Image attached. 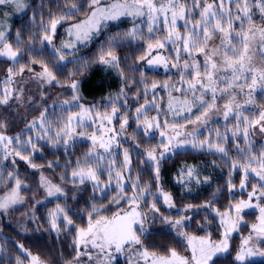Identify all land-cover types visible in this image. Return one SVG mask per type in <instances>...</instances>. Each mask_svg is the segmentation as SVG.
Here are the masks:
<instances>
[{"label":"snow or ice","instance_id":"6c2138e0","mask_svg":"<svg viewBox=\"0 0 264 264\" xmlns=\"http://www.w3.org/2000/svg\"><path fill=\"white\" fill-rule=\"evenodd\" d=\"M0 5H8L18 10H23L26 5V0H0ZM68 11L62 15L50 16V29H45L44 41L52 43V35L57 28V25L62 21L70 20L77 14L87 15V19L77 24L72 25L68 30L69 35L73 29L76 33V39H87L93 31H99V25L102 20H115L121 16H129L133 18V22L137 18L142 21L146 20L147 31L149 33L147 53L141 56V60H146L149 65L161 63L164 58L157 55L152 59H148L152 52L157 48H166L168 44L173 46L175 52L172 67L180 70L181 83H187V89L176 88L175 91L181 92L183 99L172 98L171 93L168 103V111L174 116H183L182 123L173 121L171 124L167 120L161 125L158 117H153L148 120L144 117L141 120V114L146 111L147 99L145 105L136 109L137 120L143 123L144 135L148 136L150 130L163 127L165 131L160 132L161 137H165L167 130L171 129V135L167 136L168 144L163 145L165 149L171 145L172 140L177 141V146L188 141H180L179 137L192 136V146L194 148H203L207 146L209 149L215 148L216 151L224 156L228 155L227 149L223 146L224 142L229 140L228 133H231V139H243L246 147L241 148L239 143H236L237 154L241 157L239 161L233 160L231 167L236 169L239 165L243 171V179L240 182V188L246 189L251 187L248 193V199L240 200L229 210L220 215L221 226L224 227L223 239L218 243L212 242L204 237L188 236L186 233H180L187 239L188 246L191 248V257L181 256L175 249H169L163 255L149 253L144 247L141 235L145 231L144 221L145 216L138 211V198H141L144 193L141 191V186L138 183L133 184V196L126 203L136 205L127 211H117L114 215L108 216L101 212V209L93 206L88 213V223L86 227L76 229V237L73 241L74 251L76 253L73 260L75 264H85L82 257H87L90 262L93 260L92 250H97V264L99 257L103 254L106 258L111 259L109 250L115 249L116 252L130 251L135 246H140L136 249V255L144 259L150 260V264H215L214 257L218 254L228 251L229 236L232 231L237 229V225L243 219L240 213L246 208H258L259 217L258 224L252 226V231L257 234L258 239H264V149L255 152L252 149V144L249 140L253 134V130L257 127L260 133H264V110L249 111L248 106L254 103L253 94L260 91L264 94V0H118L112 4H102L101 0H84L83 3L72 2L66 4ZM259 12V21L254 20L253 16ZM182 22V24H181ZM162 25L161 31L164 33L163 39L156 38L155 32ZM183 28V32H181ZM51 33V34H49ZM127 35L135 37L136 29L134 28ZM20 33L17 32V47L14 50L12 44L7 40L6 33L0 30V57H7L14 64H19L18 57L20 52ZM214 38H218L219 45H213ZM181 53H184L181 56ZM107 55L110 59L104 60ZM202 56L203 59L198 57ZM63 59V56H60ZM183 60V64L180 61ZM101 63L117 64L118 58L110 49L107 53L101 52ZM32 64L37 63L36 60L31 61ZM167 68V63L164 64ZM43 72L39 73L41 79L47 78L51 83L56 79V76L46 65H42ZM32 71L28 65L19 64V73L14 72L13 68H8L9 80L11 77L19 74L23 75L25 69ZM135 71V69H133ZM156 84L152 85L155 89ZM166 89L173 88V85L165 84ZM74 92L73 100H78L79 96L75 93L78 91L76 82L71 84ZM190 97V98H189ZM245 99L241 100L240 98ZM10 99H16L22 102L21 96L13 97L11 92L6 88L4 95L0 97V104L7 105ZM225 101L223 105L219 101ZM153 100V107L157 110L158 115L160 107ZM67 104L68 101H65ZM174 104L181 105L174 107ZM80 112L75 115H69L63 127L56 129L55 136H51L48 127L44 123V113H41L40 128L42 133H38L37 140L33 141L31 137L27 141H21L19 136L12 138L3 133H0V147L3 149L2 159L7 160L13 153L21 160H24L31 167L36 168L37 165L29 159L31 153L27 152L30 148L37 151V143L39 139L45 136H50L55 143H61L68 146L69 140L73 138V133L76 127H84L86 117H90L92 109L85 108L79 105ZM118 109L112 107V115L107 113L101 115L97 113V118L100 120L101 127L94 131L91 135L86 132H80L78 135L86 136L91 141L88 153L84 157L83 163L77 161L76 168L72 171L73 182L75 178H79V183L83 184L86 180L93 182L94 190L100 189V175L98 169L100 161L105 157L98 152V149H103L105 153H110L114 142L118 144L117 133L114 128L106 127L116 117ZM224 121H233L232 127H228L226 132L220 133L216 131V142L213 143L212 138H206L200 143L196 142L195 132L199 131L197 126H207L213 113L221 114ZM120 130L123 132L128 124L127 116L122 118ZM95 123V121H93ZM187 125H193V131L185 133L181 129H185ZM37 121H33L28 127L35 128ZM6 127L0 123V128ZM97 132L99 134H97ZM111 134V135H109ZM163 144V141L161 142ZM18 144V147L10 148L9 145ZM27 153V154H26ZM146 156L148 161L156 162L157 179H159V159L163 158L164 153L157 154L155 149L147 151ZM15 164V160L12 161ZM131 161L128 155V150L124 151V167L128 169ZM114 165V161H113ZM49 167H53L51 164ZM130 170V169H129ZM188 175H192V170L189 169ZM13 177L9 173V178ZM250 177L255 178V182L248 185L246 181ZM63 179V178H62ZM115 179L119 194L114 198L113 203H119L124 199L123 193L125 189L122 186L123 177L119 172L113 177L109 170V182ZM21 181L16 178L15 187L0 199V209L7 210L10 206L22 202L20 195ZM41 186L46 188L48 196H63V189L51 181L41 178ZM232 185L230 184V187ZM164 202L172 207L171 197L161 193ZM258 203L253 204V200ZM209 205H204L208 207ZM191 207V206H189ZM154 211L155 203L152 205ZM237 215L233 219L231 213ZM61 214L67 225H72L73 221L69 218L67 210L61 208L59 204L56 210L50 215L52 216V228L55 230L59 226L56 220ZM182 219H188L187 217ZM165 223L172 224L173 227H182V220L170 221L167 217L164 218ZM139 225L137 228L136 226ZM252 237L245 239L237 251L235 260L239 264H245L248 257L253 255L264 256V251L255 245L249 246ZM127 246V247H126ZM22 252L25 253V259L30 257V264H41L39 257L31 255L24 249L23 245H19ZM140 249H143L142 251ZM17 264H22L20 257H17Z\"/></svg>","mask_w":264,"mask_h":264},{"label":"trees","instance_id":"16d2710c","mask_svg":"<svg viewBox=\"0 0 264 264\" xmlns=\"http://www.w3.org/2000/svg\"><path fill=\"white\" fill-rule=\"evenodd\" d=\"M72 2L83 3L84 0H26L27 6L23 10L8 5H0V30L6 33L7 40L12 44L14 50L17 47V32L20 33L19 64L35 68H43L42 65H46L56 76L57 83L62 86H66L72 80L81 77L80 89L85 101L93 105H100L99 111H102L103 114H108L115 106L121 114L120 118L124 117L123 114L133 117L131 116L133 114L130 115L131 111H134L135 115V111L141 106V103H145L146 99L148 103L153 102L156 98L162 99L160 107L164 121L167 120L169 124L174 120L182 123L183 116H174L168 111L171 88L168 92L166 89H158L156 90L157 95L154 94L155 91L152 92L153 84H162L168 80L174 81L176 78L171 73L165 74L146 69V60H141L140 57L147 53V40L138 42L141 37L127 35L133 26L142 21L140 18H137L135 23L133 18L129 16L111 20L99 30L90 42L88 41L75 49V53H71L70 49L64 50L62 56L69 58L68 60L71 62L63 63L60 61V57L52 52L51 47L43 40V37L45 29H50V16L58 17L67 12L68 7L65 5H70ZM84 18H87V15L77 14L72 19L65 20V23L58 29V42H63L68 26L79 23ZM159 36L163 39L164 33L161 32ZM129 38L131 42L125 43L124 40ZM110 49L118 58V63L115 65L100 62L101 52L107 53ZM161 51L172 65L173 49L168 47L161 49ZM104 57L108 58L107 55ZM32 60H36L37 63L32 64ZM19 64H12L9 60L0 59V76H3L10 67L19 70ZM125 91H128L129 94L124 95ZM171 97L183 99L180 93H171ZM257 102L261 105L264 104V94L259 96ZM40 104L41 101L34 99L33 106H31L33 108L32 113L28 112L29 115L27 116L26 114L21 115L19 112H4L3 115L9 117V121L5 122V125L10 132L21 131L34 115V108ZM180 106L174 104V107ZM77 111V109H67L59 105L48 108L45 115V125L48 127L51 136H55L56 129L63 127L68 116ZM4 116L0 118L1 121H5ZM120 118L116 120L117 126L121 124L122 119ZM135 122L140 121L136 120ZM220 123L218 122V124ZM218 124L210 130H216ZM221 128L225 129L226 127ZM81 130L91 133L93 129L80 127L77 129V133H80ZM42 132L40 128L31 129L22 134L21 141H27L29 137L36 141L38 133ZM130 133L131 136L135 137L141 149L157 150L161 145L157 136L148 138L143 134L144 131L138 132L134 126L130 128ZM205 137L206 135L202 136V138ZM90 145L91 142L84 139L72 138L69 140L68 146H65L63 142L57 144L50 136H45L39 139L37 151L30 148L27 150L31 153L29 158L37 165L36 168L53 173L66 187L76 191L82 189L83 192H81L85 195H82L85 198L80 201L81 205L77 204L71 207L68 201L56 200L39 208L37 221L45 238V240L42 238L45 243V250L49 252L55 264H75L73 257L76 253L73 250V241L76 237V229L86 227L88 213L93 206L100 208L104 215L112 216L117 211L133 205L126 203L125 200L133 196L134 183H138L144 193L141 198H138L139 206L144 213L143 216L146 217L144 221L145 231L141 235V239L149 253H156L157 255H163L169 249H175L179 255L187 254V239L180 233L196 237L211 236L215 242L222 240L223 230L220 215L217 213L223 214L229 208H233L240 200L246 201L251 190V187L248 190H240L243 172L241 169L238 170L239 165L236 169H233L231 165L233 160L239 161L241 157L233 149L232 142H229L227 156L213 151L194 149L181 150L168 156L159 164V179H157L156 166L148 161L147 156L142 151L121 145L118 142L116 144L118 148H123V151L128 150L131 163L128 169L124 167V154L119 152L115 146H112L110 153H105L103 149H100L99 153L105 157L104 160L100 161L98 169V174L103 173L100 175L102 182L100 189L94 190L93 185L80 184L77 181L74 183L72 178V171L76 168L77 161L83 163ZM2 157L0 155V192L10 183V170L4 164ZM49 164L53 167H49ZM189 169L192 170L191 176L188 175ZM109 170H111L113 177L119 172L123 177L121 183H125V185L122 183L125 189L124 199H121L119 203H113L114 198L119 194V189L115 179L109 182ZM254 182L251 180V184ZM161 193L171 197L176 211L169 209L164 204ZM153 203H155L158 211L152 209ZM57 204L67 210V214L73 223L67 225L61 214L57 222L59 227L54 230L52 228L53 218L50 213L56 210ZM204 205L209 206L204 207ZM256 214V212L243 214V219L247 222L242 227L244 232H250L249 224L256 222ZM165 217L172 222L182 220L183 226L180 228L173 227L172 224L164 222ZM185 217L188 219H182ZM1 232L3 231L0 225V264H17V257L21 258L22 264H27L28 258L25 259L17 240L7 234L3 235ZM237 241L238 237H234L233 244H236ZM42 246L44 245L41 243L37 247ZM235 250L234 247L231 253L216 259L215 264H238L235 260ZM261 250L264 251V242L261 244ZM116 264H127V261L118 259ZM247 264H264V256L261 260Z\"/></svg>","mask_w":264,"mask_h":264},{"label":"rangeland","instance_id":"374dc122","mask_svg":"<svg viewBox=\"0 0 264 264\" xmlns=\"http://www.w3.org/2000/svg\"><path fill=\"white\" fill-rule=\"evenodd\" d=\"M109 1H111V2H109ZM101 2H102V4L105 3V5H107V4L116 3V2H118V0H114V1H112V0H101ZM107 2H109V3H107ZM254 11L256 12V14L253 16V19L259 21V19H260L259 12L256 10H254ZM121 17H123V16H121ZM86 19L87 18H84V20H86ZM110 21L111 20H102L100 25H99V30L102 27H104L107 23H109ZM63 23H65V22L62 21L60 24L57 25V28H56V31L54 34L49 33L52 35V43L49 44L47 41H45L49 45V47H51L52 52L57 54L59 57L61 55H63L64 50H67V49H70L71 53H75V49H78L79 47H81L83 44H85L88 41L90 42L93 39V37L96 36L99 32V31H93L90 35V38L77 40L76 39V33H75L74 29H73L71 35H69V32H68V30L70 28H72V25H74V24H72L71 26H68L66 28V34H65L66 37L64 38L63 42L59 43L58 42V29L63 25ZM75 24H77V23H75ZM181 24H182V22H181ZM134 28L136 29L135 37H138V38L141 37L140 40H138V42L147 40L146 41V49H147L148 48V42H149L147 37L149 36V33L147 31L146 20L141 21L137 25L133 26L129 30V32H131ZM161 28H162V25L157 28V30L155 32L156 38L160 37L159 35L162 32ZM180 30H181V32H183V28H181ZM143 34H145V35H143ZM124 42L130 43L131 40H130V38L125 39ZM219 43H220V41L218 38H214V40L212 41L213 45H219ZM168 47L173 49V46L170 44H168L166 46V48H168ZM104 51H107V50L104 49ZM173 54L175 55V52ZM157 55L163 57L164 60L161 63L153 64V65H149L146 62V69H148L150 71H155V72H158V71L163 72L165 74L171 73L174 75V77L176 79L175 80L173 79L174 81L168 80L166 82H162V84L161 83L156 84L157 87L155 89H152V92L155 91L154 94L157 95L156 90L166 89L164 87V85L167 83L169 85L174 86L173 88H171L170 93H180L181 94V92H177V91H175V89L176 88L187 89L188 85H187V83H181L180 74H179L180 70L172 67V65L169 63L170 61L166 58V56H164L163 52L159 48H157L155 51H153L152 55L148 59H152V58L156 57ZM183 55H184V53H181V56H183ZM198 58L201 60L203 59L202 56H200ZM0 59L9 60L7 57H0ZM68 59L69 58H66L63 56V59L62 60L60 59V61L63 63L71 62ZM103 59L108 60L110 58L109 57L108 58L103 57ZM9 61H11V60H9ZM11 63L14 64L13 61H11ZM165 63H167V68H165V66H164ZM180 63L183 64V60H181ZM103 64H105V63H103ZM31 68H32L31 72L25 69V72L23 73V75L16 74V75L12 76L10 83H6V81L9 80L8 70L3 76H0V97H2L4 95V90L6 88L11 92L13 97H15V96H21L22 97V102H18L16 99H10L9 103L7 105L0 104V118L2 116H4L3 115L4 112H8V113L19 112L21 115L26 114V116H27V115H29L28 112L32 113L33 108L31 106H33L34 99L41 101V104L39 106H36V108H34V115L28 120L27 125L21 131H19L17 133H12V132H10V130L6 126L4 128H0V133H3L9 137L15 138L17 136L21 137L22 134H24L25 132H27L31 129L40 128L39 125H40L41 113H44V123H45V115H46L47 109L52 107V106H55V105L66 107L67 109H74V110L77 109L78 110L77 112H73L71 115H75V114H78L80 112L79 105H83L85 108L92 109L90 117H86L85 121H84V125H85L84 127L85 128L89 127L91 129H93L92 132L89 133L85 130H81L79 132L84 131V132H86L87 135H91L94 131H97L101 127L100 120L97 118V113H99L101 115V117L103 116V112L99 111V108L101 106L100 105H93V104H90L88 101H85V98L83 97V95L81 93V89H80V78L81 77H79V79L77 78L75 80H72L66 86H62V85L58 84L56 80L49 83L47 78L41 79L38 74L43 72V68H35V67H31ZM13 70L16 73H19V70H17V69H13ZM73 82H76L78 85V91L75 93L76 95L79 96L78 100H73L74 92L71 88V84ZM168 91H169V89H166V92H168ZM127 94H129V92L125 91L124 95H127ZM260 95H262V93L260 91H257L256 93L253 94L254 103L252 105H249L247 110L254 111V112L264 110V104L261 105L257 102ZM240 99L243 100L245 98L241 97ZM65 101H68V103L66 104ZM161 101H162V99H156L155 98L154 102L156 104H158L160 107ZM219 103L222 106L223 103H225V101L221 100V101H219ZM142 105H145V103H141V106ZM151 111H153L152 114H150ZM131 114H133V115H131ZM108 115H112V111L109 112ZM130 115L133 117H130V116H127L126 114L125 115L123 114V116H127V119H128V124L125 126V130L123 132H121V130H120V124L118 126L116 125V120L118 118H120V116H121L120 112H118V111L116 113L117 118L113 119L112 124L108 125L107 122L105 121V126L115 129V131L117 133L116 139L121 145H125L127 147L139 149L140 151H142L146 155V152L150 151V150L149 149H146V150L141 149L139 147L138 142L135 139V137L131 136V133H130V128L133 126L136 127L138 132H140V130L144 131L143 123H141V122L136 123L135 122L137 120L136 111H135V115H134V111H131ZM144 117H146L148 120H152L153 117H158L161 125H163L164 120L162 118V109L160 107V112L158 115L157 110L153 107L152 101H150L146 105V111L141 114V120ZM4 120L5 121L0 120V123L5 124V122L9 121V117L4 116ZM34 120L37 121V126L35 128H29L28 126ZM93 121H95V123H93ZM218 122H221V123L218 124ZM121 123H122V121H121ZM233 123H234L233 121H228V122L224 121L223 116H222V111H221V114L213 113L207 126H197V127H199V131L195 132V136L197 138L196 142L200 143L204 139L211 137L213 143H215L216 142V131L218 130L220 133H225L226 128L222 129L221 127H224L227 124V126L230 128V127H232ZM217 124H218V128L216 130H210L212 127H214ZM79 128L76 127L75 132L73 133L74 134L73 139L81 138V139H84L86 141L91 142L89 139L86 138V136L78 135L79 133H77L78 132L77 129H79ZM41 130L43 131V129H41ZM181 130L184 131L185 133L191 132V131H193V125H187V127L185 129H181ZM161 131H165V129L163 127L159 128V129L154 128V129L150 130L149 135L147 136L148 138L154 137V136L158 137V141L161 145L157 150H155V152L157 154L164 153L163 158L159 159V164L168 156L173 155L174 153H176L178 151L187 150V149H194L197 151L208 150V151H213V152H216L220 155H223L222 153H219L218 151H216L215 148L209 149L207 146H204L203 148H199V147L194 148L192 146L193 137L187 136L186 134L184 136L179 137V140L180 141L187 140L188 141L187 143H182L180 146H177V141L172 140L171 145H169V147L166 150L163 145L168 144L167 136L171 135V129L169 128L167 130L165 137L160 136ZM97 134H99V133L97 132ZM109 135H111V134H109ZM203 135H206V137L202 138ZM228 135H229V140L227 142L223 143V146L227 150H228L229 142L233 143V146H234L233 149L235 151H236V146H235L236 143H239L241 148L246 147L243 139L233 140V139H231V133L230 132L228 133ZM249 140L252 144L253 151L259 152L262 149H264V133H260L258 127L255 130H253V134L250 136ZM162 141H163V144L161 143ZM116 144L117 143L114 142L113 146H115L117 149H119V152H122L124 154V151H123L124 149L118 148ZM18 146H16V144L9 145L10 148L18 147ZM98 152H100V149H98ZM236 153H237V151H236ZM0 155L1 156L4 155L2 147H0ZM13 160H15V164L12 163ZM150 162L156 166V162H153V161H150ZM4 164H6V166L9 168L10 173L13 174V177L10 179V183L8 184V186L3 191L0 192V199H2L6 195L7 192L11 191V189L15 187V180H16V178H18L21 181L20 195L22 197V202L10 206L7 210L0 209V221H1L0 225L2 226V231H3L1 233L3 235L7 234L11 238L16 239L18 245H23L24 249H26L27 252L31 253V255H33V256L39 257L41 264H55L52 261L53 259H52L51 255L49 254V252L47 250H45V243L43 242V239H42V238H44L43 237V231L41 230V228L38 224L37 213L39 211V208L42 207L44 204H46L48 202L56 201V200L68 201V204L71 207H73L77 204H80V201L83 200V198H85V197H83V196H85L82 193L83 190L78 189L76 191V190H73L71 188L66 187L64 184L61 183V181L53 173H51L47 170L40 169V168L31 167L24 160H21L18 156H15L14 153L12 155H10L7 160H4ZM239 169L240 168H238V170ZM241 171H242V169H241ZM42 176L47 181H51L53 184L61 187L63 189L65 195H63V196H51V197L48 196L46 188L41 186ZM99 178H100V182H102V178L101 177H99ZM75 179L79 183V178L77 177ZM251 180L255 181V178L250 177V179L248 181H246V184L250 185ZM84 183L93 185L92 181L86 180ZM122 183H123V185H125L124 182H122ZM248 189H249V187H247L246 189H243V190H248ZM72 190H73V192H72ZM240 190L242 191L241 188H240ZM162 198H163V196H162ZM252 203L256 204V203H258V201H256L254 199L252 201ZM261 203H263V202H261ZM164 204H166V203L164 202ZM171 204L173 205L172 207H169L167 204H166V206L169 209L176 211L175 210L176 207L174 206L172 200H171ZM131 207H136V205H129V206L125 207L124 209H122L121 211H127ZM138 211H140L141 214L144 215L140 206L138 208ZM249 212L250 213H253V212L257 213L256 214L257 215L256 222L249 224L250 225V232L249 233H247L248 231L244 232V229H242L243 225L247 223L246 221H244V219H242L239 222V224L237 225V229L230 233L229 241H228V243H229L228 251L221 253V254H218L216 257H214V261L220 257H225L227 254L231 253L233 251L234 247L236 249L234 251L235 252L234 254L236 256V253L240 249L243 241L245 239H247L249 236L252 237V240L250 241L249 246L255 245L256 247H259L261 249V244L264 242V239H258L257 234L252 231V226L254 224L259 223V221H258L259 209L258 208H246L243 210V212L240 213V216L243 218V214L249 213ZM231 215H232L233 219H235L237 214L233 211L231 213ZM55 222L57 224L58 219ZM138 226L139 225H137L136 227H138ZM57 229H55V230H57ZM222 230L224 233V227H222ZM194 237H196V236H194ZM234 237H238V241L236 244H233ZM204 238L210 239L214 243H218V242H215L214 240H212L211 236L204 237ZM222 239H223V237H222ZM44 240H45V238H44ZM41 243L44 246L37 247ZM139 247L140 246H135V249L130 250L127 253H125L126 251L116 252L115 249L113 248V249L109 250L111 252V259H108L103 254H101L99 257V264H116L118 259H121L122 261L123 260L127 261V264H150V260L145 261L144 259H142L141 257H139L135 254L136 249ZM140 250L142 251L143 249H140ZM187 251H188L187 254L181 255V256L191 257V248L188 246V242H187ZM22 253L25 255L24 252H22ZM91 254L93 256V260L90 262L87 260V257H82V259L85 261V264H97V250L93 249ZM262 257L263 256H259V255H253L251 257H248L245 264L252 262V261H255V260H261ZM237 263L239 264V262H237ZM27 264H30V257L28 258Z\"/></svg>","mask_w":264,"mask_h":264}]
</instances>
